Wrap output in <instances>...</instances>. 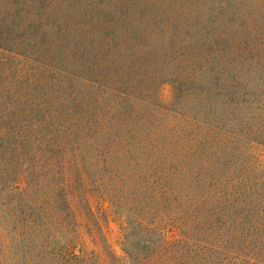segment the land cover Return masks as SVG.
<instances>
[{
    "label": "trees",
    "instance_id": "trees-1",
    "mask_svg": "<svg viewBox=\"0 0 264 264\" xmlns=\"http://www.w3.org/2000/svg\"><path fill=\"white\" fill-rule=\"evenodd\" d=\"M139 2L151 9L138 18L124 9L126 22L148 17L170 28V42L184 33L225 55L247 43L243 30L251 24L253 41L264 43V0ZM54 4L62 10L56 21L72 20V0H0V51H11L10 42H36L33 25L48 23L46 11ZM244 49L252 54L257 47ZM13 60L0 55V264H264V174L246 168L247 161L234 167L242 139L222 131L226 116L211 123L221 133L171 126L160 136L123 142L119 165L94 172L85 168L83 141L37 135L44 125L25 116L34 95L23 69L9 76L17 67ZM236 82L226 94L245 100ZM245 138L264 145L263 135ZM103 187L119 193L105 196ZM103 199L120 202V254L104 232Z\"/></svg>",
    "mask_w": 264,
    "mask_h": 264
},
{
    "label": "rangeland",
    "instance_id": "rangeland-1",
    "mask_svg": "<svg viewBox=\"0 0 264 264\" xmlns=\"http://www.w3.org/2000/svg\"><path fill=\"white\" fill-rule=\"evenodd\" d=\"M72 1L76 2L69 12L72 20L56 21L62 10L54 4L46 11L50 21L33 25L31 34L39 36L36 42L34 38L22 44L10 42L11 51H0L10 60H26L20 64L13 60L17 67L9 76L21 74L15 69H23L27 76L29 95L33 91L34 96L33 104H26L25 116L44 125L37 135L83 141L80 147L89 156L85 168L99 172L98 168L119 161L123 142L160 136L171 126L199 135L221 133L211 123L226 116L222 131L231 132L232 140L242 139L236 141L234 167L247 161L246 168L264 174V156L258 157L264 145L245 141L246 136H264V43L253 41L251 24L243 35L246 44H256V51L247 53L244 44L222 55L208 41L195 44L184 33L170 42V28L156 26L148 17L136 22L133 17L145 13L142 9H151L147 2ZM124 9L133 16L127 22ZM234 78L235 88L246 92L245 100L227 96ZM193 90L197 96L191 99ZM195 119L207 124L197 127ZM100 193L119 191L103 187ZM101 200H96L98 206ZM102 202L104 232L120 254L124 219L120 202Z\"/></svg>",
    "mask_w": 264,
    "mask_h": 264
}]
</instances>
